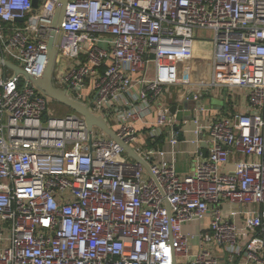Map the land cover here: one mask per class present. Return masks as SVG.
<instances>
[{"label": "built area", "instance_id": "built-area-1", "mask_svg": "<svg viewBox=\"0 0 264 264\" xmlns=\"http://www.w3.org/2000/svg\"><path fill=\"white\" fill-rule=\"evenodd\" d=\"M58 2L0 0V58L43 76ZM204 29L211 78L192 84ZM56 48L54 85L150 170L0 64V264H264V0H69ZM211 87L244 107L212 114Z\"/></svg>", "mask_w": 264, "mask_h": 264}, {"label": "water", "instance_id": "water-1", "mask_svg": "<svg viewBox=\"0 0 264 264\" xmlns=\"http://www.w3.org/2000/svg\"><path fill=\"white\" fill-rule=\"evenodd\" d=\"M69 0H59L57 9H56V15L54 19V30L52 32L50 41H49V63L45 70V73L43 76L36 78L33 77L27 73H25L20 67L14 65L13 63L6 61L2 58H0V64H3L4 66L13 69L16 74H24L29 80L33 82V84L46 96H48L50 99L68 107L72 111H75L82 116L87 121V124L90 129H92L94 126H97L104 130L109 136H111L113 139H115L117 142L120 143V145L125 149V151L132 156L138 163H141L146 169L150 170L149 163L142 158L135 150L127 143L119 139L116 135V133L109 127V125L106 123L104 118L96 116L90 109L89 105H86L82 102L76 101L72 99L68 93L65 90H61L57 88L53 83V72L56 62V56H57V48H56V41L58 36V31L62 25V22L65 17L66 8ZM34 7L38 8L39 3L38 0H33ZM177 106L172 105L171 111L172 113H175ZM187 119H190V113L188 112ZM178 119H182V113H178ZM180 139L182 140L184 137L182 134L179 135ZM203 152L204 156L206 157V144L203 143Z\"/></svg>", "mask_w": 264, "mask_h": 264}, {"label": "rangeland", "instance_id": "rangeland-1", "mask_svg": "<svg viewBox=\"0 0 264 264\" xmlns=\"http://www.w3.org/2000/svg\"><path fill=\"white\" fill-rule=\"evenodd\" d=\"M213 32L207 29L200 30L198 39L196 40V44L198 49L193 58L192 67L188 73V78L193 83H198L202 80H209L211 78V58L214 50V43H213ZM59 62V61H58ZM61 74V73H60ZM191 86L188 85H180L173 87L172 89L169 88L168 92L172 93L173 102L175 103H182L187 96ZM218 88L211 87L204 95V103L207 106L215 107V106H223V107H230V104L225 102L224 98L221 96V90L218 92ZM206 101V102H205ZM50 107L54 110L57 114L61 115L64 113L69 112L68 108L52 99H49ZM189 127V126H188ZM187 127V128H188ZM195 138V135L191 132L186 133L187 139ZM164 148L167 150H171L172 146L169 143L164 144ZM195 146L188 142H181L177 145L176 149L183 150V151H193ZM180 159V158H179ZM182 159V158H181ZM133 161V159H129ZM194 166V161H193ZM178 264H184L182 259H179Z\"/></svg>", "mask_w": 264, "mask_h": 264}, {"label": "crops", "instance_id": "crops-1", "mask_svg": "<svg viewBox=\"0 0 264 264\" xmlns=\"http://www.w3.org/2000/svg\"><path fill=\"white\" fill-rule=\"evenodd\" d=\"M197 49H198V46H197ZM218 90L220 91V89H218ZM221 92H222L221 93V96L224 98L225 97V94H226V90H221ZM229 98H230V101H229L230 106H233L234 105V107L236 109H242L244 107L243 96H242V94L240 92H238V91L235 90L233 92L232 96L229 97ZM223 106L222 107L221 106H215V107L208 106V108H211L212 110H214L212 114H215V113L222 112L224 110L223 109L224 108ZM193 146H195V148L193 149V150H195L197 148V146L196 145H193ZM201 147H203V146L201 145ZM194 160L195 159L191 155L181 154L180 156H178V159H177V162H176L177 163V169H178V171L180 173H187V172L191 171L193 169V167H194L193 166V161Z\"/></svg>", "mask_w": 264, "mask_h": 264}, {"label": "trees", "instance_id": "trees-1", "mask_svg": "<svg viewBox=\"0 0 264 264\" xmlns=\"http://www.w3.org/2000/svg\"><path fill=\"white\" fill-rule=\"evenodd\" d=\"M67 108H68V107H67ZM224 108H225V107H224ZM68 110H69V112H71V111H72V110H71V109H69V108H68Z\"/></svg>", "mask_w": 264, "mask_h": 264}, {"label": "bare ground", "instance_id": "bare-ground-1", "mask_svg": "<svg viewBox=\"0 0 264 264\" xmlns=\"http://www.w3.org/2000/svg\"><path fill=\"white\" fill-rule=\"evenodd\" d=\"M196 49H197V46H196Z\"/></svg>", "mask_w": 264, "mask_h": 264}]
</instances>
